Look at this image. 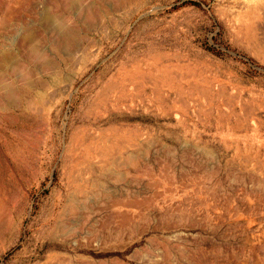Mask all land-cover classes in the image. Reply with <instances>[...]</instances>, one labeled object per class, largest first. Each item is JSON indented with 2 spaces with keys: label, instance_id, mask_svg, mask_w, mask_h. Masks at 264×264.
Here are the masks:
<instances>
[{
  "label": "rangeland",
  "instance_id": "374dc122",
  "mask_svg": "<svg viewBox=\"0 0 264 264\" xmlns=\"http://www.w3.org/2000/svg\"><path fill=\"white\" fill-rule=\"evenodd\" d=\"M0 53V264H264V0H0Z\"/></svg>",
  "mask_w": 264,
  "mask_h": 264
},
{
  "label": "bare ground",
  "instance_id": "6f19581e",
  "mask_svg": "<svg viewBox=\"0 0 264 264\" xmlns=\"http://www.w3.org/2000/svg\"><path fill=\"white\" fill-rule=\"evenodd\" d=\"M58 2V1H57ZM72 3V2H71ZM74 5V4H73ZM78 5V4H77ZM74 7V6H73ZM78 7V6H77ZM78 9V8H77ZM46 15H49L48 13L46 14ZM45 15V16H46ZM12 19L10 18V21H11ZM52 20V19H51ZM43 21H45L46 22V24H47V26L49 25V23H50V18L49 17H46L45 18V20H43ZM42 21V22H43ZM14 22V21H13ZM16 23V22H15ZM12 25H13V23H11ZM17 25V24H16ZM44 26V25H43ZM45 27V26H44ZM48 28V27H47ZM52 28V27H51ZM34 29V28H33ZM52 31V30H51ZM50 31V32H51ZM49 32V31H48ZM51 34V33H50ZM32 37H34V36H32ZM64 37V34H62V33H59L58 34V39H61V38H63ZM23 42L24 43H31V42H33V39L31 38V36H29L28 35V37H26V38H24V40H23ZM21 46V45H20ZM22 49V48H21ZM15 50V49H14ZM84 51V50H83ZM82 51V52H83ZM12 52V51H11ZM5 53V52H4ZM8 53V52H7ZM4 54V55H2L1 53V55L2 56H0V72L2 71V67H3V65H5V64H3L2 65V63L4 62V63H10V66L11 67H16V63L15 62H13V61H15L14 60V58L15 57H12L11 56V54ZM14 54V53H13ZM16 56V55H15ZM24 58V57H23ZM26 61V60H25ZM10 67V68H11ZM1 74V73H0ZM127 80V79H126ZM149 82V81H148ZM149 83H151V82H149ZM134 86V85H133ZM140 86V85H139ZM166 86V85H165ZM136 87V86H135ZM138 87V86H137ZM147 95V94H146ZM13 97V95H12V93L8 90V89H0V99L2 100V98L4 99V98H7V100H9V102L11 101V98ZM14 101V100H13ZM12 102V101H11ZM10 102V103H11ZM123 141V140H122ZM132 144V143H131ZM132 146H134V145H132Z\"/></svg>",
  "mask_w": 264,
  "mask_h": 264
}]
</instances>
